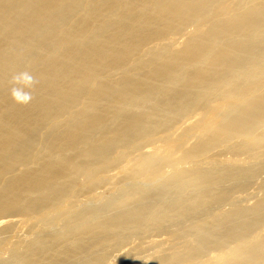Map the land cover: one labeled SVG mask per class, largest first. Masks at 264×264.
<instances>
[{
    "label": "bare ground",
    "instance_id": "1",
    "mask_svg": "<svg viewBox=\"0 0 264 264\" xmlns=\"http://www.w3.org/2000/svg\"><path fill=\"white\" fill-rule=\"evenodd\" d=\"M177 36L183 47L167 53ZM25 69L37 83L19 105L9 81ZM211 101L231 104L187 162L218 148L219 133L229 147L246 136L264 146V0H0V218L66 214L101 184L117 150L139 149ZM260 172L264 161L221 179L180 171L131 204L76 212L57 232L44 219V231L0 264H101L130 237L189 221L173 237L187 239L192 257L214 248L215 264H264V235L245 242L264 226V196L200 220Z\"/></svg>",
    "mask_w": 264,
    "mask_h": 264
},
{
    "label": "rangeland",
    "instance_id": "2",
    "mask_svg": "<svg viewBox=\"0 0 264 264\" xmlns=\"http://www.w3.org/2000/svg\"><path fill=\"white\" fill-rule=\"evenodd\" d=\"M202 30L201 34L205 32L204 29ZM184 40V36H177L168 41L172 47L166 48L167 53L180 50ZM228 104L231 103L211 101L205 108L194 110L177 120L167 133H158L144 139L139 149L117 150L114 154L115 163L102 175L101 184L80 197L66 214L60 216L65 208L62 206L61 209H56L54 213L51 212L44 218L36 215L0 218V263L6 261L11 252L21 253L26 243L32 242L43 232L45 220L49 222L47 231L57 232L62 224L76 212L88 208H100L107 203L112 209H116L124 201L131 204L137 200L140 191L159 188L173 174L180 171L205 175L206 179L208 177L221 179L223 176L230 177L231 175H227V172L234 168L255 170L260 162L264 161V146L254 147V136L242 137L237 142H232L229 147L221 143L225 134L219 133L214 135L212 140V148L216 146L218 148L214 149L210 155L201 157L194 163L186 161L187 152L191 147L203 142L221 124L222 114ZM261 125L264 128V122ZM161 159H164L162 163L159 162ZM125 174H132V179L123 181ZM83 182L82 177L76 182L75 187L78 188ZM263 196L264 172H260L243 188L233 190L230 201L214 210L213 216H202L200 220L207 222L217 217L219 213L230 211L233 207H251ZM260 214L263 215L264 211ZM192 224L193 221H189L178 227H169L166 231L152 230L144 232L141 237H130L111 250L101 264H120L126 261L125 264H149L173 255L178 257L167 262L215 264L221 260L222 253L214 248H208L202 254L192 257L194 247L185 248L187 239L173 237ZM249 234L245 239L246 243H249L255 235H264V226ZM190 240L192 243L193 237H190ZM234 245V243L231 244L229 248H233Z\"/></svg>",
    "mask_w": 264,
    "mask_h": 264
},
{
    "label": "clouds",
    "instance_id": "3",
    "mask_svg": "<svg viewBox=\"0 0 264 264\" xmlns=\"http://www.w3.org/2000/svg\"><path fill=\"white\" fill-rule=\"evenodd\" d=\"M37 83V78L30 70L13 73L9 81V94L14 103L26 105L33 99V90Z\"/></svg>",
    "mask_w": 264,
    "mask_h": 264
}]
</instances>
